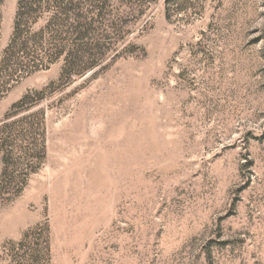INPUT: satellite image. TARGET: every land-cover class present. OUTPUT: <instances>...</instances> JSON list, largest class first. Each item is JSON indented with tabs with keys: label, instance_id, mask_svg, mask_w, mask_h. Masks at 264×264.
<instances>
[{
	"label": "rangeland",
	"instance_id": "obj_1",
	"mask_svg": "<svg viewBox=\"0 0 264 264\" xmlns=\"http://www.w3.org/2000/svg\"><path fill=\"white\" fill-rule=\"evenodd\" d=\"M0 264H264V0H0Z\"/></svg>",
	"mask_w": 264,
	"mask_h": 264
},
{
	"label": "trees",
	"instance_id": "obj_2",
	"mask_svg": "<svg viewBox=\"0 0 264 264\" xmlns=\"http://www.w3.org/2000/svg\"><path fill=\"white\" fill-rule=\"evenodd\" d=\"M57 1V0H56ZM69 4H71V3H69Z\"/></svg>",
	"mask_w": 264,
	"mask_h": 264
}]
</instances>
